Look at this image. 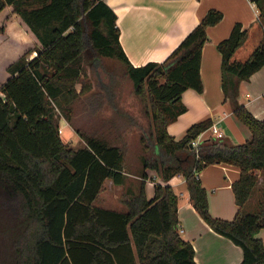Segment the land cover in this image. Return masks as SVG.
Returning a JSON list of instances; mask_svg holds the SVG:
<instances>
[{
    "label": "trees",
    "instance_id": "obj_1",
    "mask_svg": "<svg viewBox=\"0 0 264 264\" xmlns=\"http://www.w3.org/2000/svg\"><path fill=\"white\" fill-rule=\"evenodd\" d=\"M263 29L259 43L243 60L233 58L246 36L235 22L217 43L221 55V87L234 116L249 129L242 142L202 137L212 123L207 117L190 124L179 139L167 124L185 110L181 93L200 92V54L206 27L221 11L210 8L162 61L134 66L118 40L114 11L103 0H0L9 4L36 36L39 46L27 49L7 65L0 86V264H197L192 244L180 235L178 194L168 180L181 174L188 198L215 232L240 246L238 264H264V243L256 235L264 227V118L238 101L239 82L264 66V0H251ZM102 57L120 62L134 92L146 102L148 125L133 122L142 144L136 191L123 198L125 210L92 204L105 180L124 185L127 178L121 146L75 129L83 144L62 141L58 120L71 121L75 82ZM109 85L103 97L115 109ZM83 88H80L82 91ZM133 121V120H131ZM238 167L231 183L237 205L231 219L211 215L198 172L207 164ZM146 170L160 178L146 197Z\"/></svg>",
    "mask_w": 264,
    "mask_h": 264
},
{
    "label": "crops",
    "instance_id": "obj_2",
    "mask_svg": "<svg viewBox=\"0 0 264 264\" xmlns=\"http://www.w3.org/2000/svg\"><path fill=\"white\" fill-rule=\"evenodd\" d=\"M115 13L119 43L134 65L148 61H162L178 45L181 39L201 20L210 8L221 11V19L206 27V40L202 45L199 74L202 81L200 92L186 88L181 93L185 110L167 124V132L179 139L187 127L204 118H211L233 142H242L249 137V129L233 114L231 104L225 98L221 87V55L217 43L228 36L232 25L239 22L246 29V36L234 53L236 60L245 59L259 43L263 29L258 22V10L251 0H103ZM34 46L39 42L25 22L6 4L0 10V86L8 77L7 65L16 60L27 49L31 58ZM238 101L254 116L264 118V66L255 70L247 79L239 82ZM210 130L202 133V137ZM145 178L144 190L147 198L153 196V181ZM125 197L136 191L141 177L126 173ZM237 166L217 162L204 166L198 177L207 194L211 215L231 219L237 205L231 183L237 179ZM131 178H130V177ZM156 177V176H154ZM139 179V180H138ZM156 181L160 182V178ZM151 187H148V184ZM168 183L178 194L177 217L181 227L180 235L189 241L194 249L197 264H238L242 258L240 246L229 238L213 231L192 206L181 174L172 176ZM251 208L253 202L249 201ZM121 207L125 206L121 204ZM107 208V207H106ZM114 209V208H110ZM120 210V209H115ZM256 235L264 243V227Z\"/></svg>",
    "mask_w": 264,
    "mask_h": 264
},
{
    "label": "rangeland",
    "instance_id": "obj_3",
    "mask_svg": "<svg viewBox=\"0 0 264 264\" xmlns=\"http://www.w3.org/2000/svg\"><path fill=\"white\" fill-rule=\"evenodd\" d=\"M101 84L110 86L115 109L111 108V103L104 99ZM74 87L78 95L70 104L71 121H66L63 116H60L58 120L62 141L72 147L81 146L83 141L75 129L83 133L96 134L109 143L121 146L124 150L127 172L139 174L142 144L138 138L140 132L132 127V123L136 121L147 127L148 117L144 112L146 102L134 92L132 82L123 65L113 58L102 57L96 70L87 68L75 82ZM81 87L82 91H80ZM148 175L151 176L148 178L150 181H156L159 178L153 171H148ZM258 177V190L252 194L251 202H254L259 195V188L264 183L263 174L258 172ZM148 187L151 186L148 184ZM127 188H130L129 182H125L124 185H115L107 179L92 204L122 210L124 207H121V204H123ZM249 203L247 210L250 209Z\"/></svg>",
    "mask_w": 264,
    "mask_h": 264
},
{
    "label": "built area",
    "instance_id": "obj_4",
    "mask_svg": "<svg viewBox=\"0 0 264 264\" xmlns=\"http://www.w3.org/2000/svg\"><path fill=\"white\" fill-rule=\"evenodd\" d=\"M207 130H210V135L214 136L215 138H223L224 136L222 131L214 123H211V125ZM201 138H202V133L196 136V138L191 142V145L196 147Z\"/></svg>",
    "mask_w": 264,
    "mask_h": 264
}]
</instances>
